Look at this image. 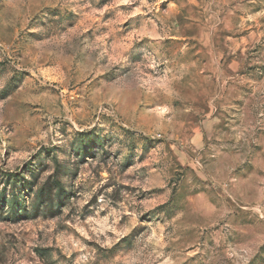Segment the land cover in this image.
I'll return each mask as SVG.
<instances>
[{
    "label": "rangeland",
    "instance_id": "374dc122",
    "mask_svg": "<svg viewBox=\"0 0 264 264\" xmlns=\"http://www.w3.org/2000/svg\"><path fill=\"white\" fill-rule=\"evenodd\" d=\"M97 215L92 264H264V0H0V264Z\"/></svg>",
    "mask_w": 264,
    "mask_h": 264
},
{
    "label": "clouds",
    "instance_id": "9594fccd",
    "mask_svg": "<svg viewBox=\"0 0 264 264\" xmlns=\"http://www.w3.org/2000/svg\"><path fill=\"white\" fill-rule=\"evenodd\" d=\"M81 132L84 129H80ZM53 143L57 141L53 140ZM50 173H46L48 175ZM106 177L107 173H103ZM106 179L102 180L100 183H106ZM95 191V189H93ZM111 191V189H108ZM91 199V193L87 194L86 198L79 201L80 206L87 204ZM104 197L101 196L100 200H103ZM103 207L101 208V211ZM147 212L148 209H145ZM112 216H115L116 213H111ZM117 223L116 220H111L110 216L100 217L99 215L95 217H88L83 221L77 220L76 223L70 224V228L75 229V233H78V236L72 232L64 233L60 239L57 241L56 247L60 249L65 257H68L71 260L73 252L78 253L74 260H71V264H92L95 260V248H90L87 244V241H94L96 245L101 249H110L114 244H118L120 240L126 237L131 229L125 231H119L114 225ZM55 222H53V226ZM135 227V225H133ZM51 231V229H48ZM148 243H158V238L156 237L155 232L151 233L147 237H143ZM23 264V262H21ZM113 264H140L138 256L136 253L129 251L124 257H114ZM167 264V262H166Z\"/></svg>",
    "mask_w": 264,
    "mask_h": 264
}]
</instances>
